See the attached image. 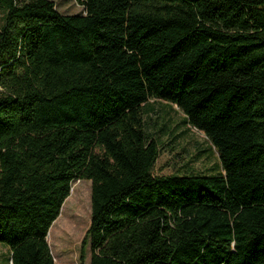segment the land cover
<instances>
[{
    "label": "trees",
    "instance_id": "1",
    "mask_svg": "<svg viewBox=\"0 0 264 264\" xmlns=\"http://www.w3.org/2000/svg\"><path fill=\"white\" fill-rule=\"evenodd\" d=\"M78 1L0 0L5 264H55L78 179L90 264H264V0ZM151 99L207 135L215 172L154 174Z\"/></svg>",
    "mask_w": 264,
    "mask_h": 264
},
{
    "label": "rangeland",
    "instance_id": "2",
    "mask_svg": "<svg viewBox=\"0 0 264 264\" xmlns=\"http://www.w3.org/2000/svg\"><path fill=\"white\" fill-rule=\"evenodd\" d=\"M54 1L63 13H80L84 9L78 0ZM1 21L0 12V24ZM185 117L183 110L169 101L151 99L146 105V129L160 144L154 174L213 173L219 166V154L210 139L203 131L187 125ZM91 192L90 180L73 182L71 193L48 234L55 264H81L83 253V264H90V246L84 242L91 224ZM9 253L6 243L0 242V264L6 263Z\"/></svg>",
    "mask_w": 264,
    "mask_h": 264
},
{
    "label": "bare ground",
    "instance_id": "3",
    "mask_svg": "<svg viewBox=\"0 0 264 264\" xmlns=\"http://www.w3.org/2000/svg\"><path fill=\"white\" fill-rule=\"evenodd\" d=\"M52 228V227H51ZM51 228H50V230H51ZM74 235V234H73ZM49 240V239H48ZM57 262V261H56Z\"/></svg>",
    "mask_w": 264,
    "mask_h": 264
}]
</instances>
